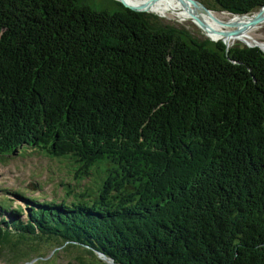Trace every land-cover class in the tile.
I'll return each mask as SVG.
<instances>
[{"label":"trees","instance_id":"16d2710c","mask_svg":"<svg viewBox=\"0 0 264 264\" xmlns=\"http://www.w3.org/2000/svg\"><path fill=\"white\" fill-rule=\"evenodd\" d=\"M187 37L123 5L0 0V156H72L78 182L107 164L76 202L0 221L11 262L43 241L80 264H264V52Z\"/></svg>","mask_w":264,"mask_h":264},{"label":"rangeland","instance_id":"374dc122","mask_svg":"<svg viewBox=\"0 0 264 264\" xmlns=\"http://www.w3.org/2000/svg\"><path fill=\"white\" fill-rule=\"evenodd\" d=\"M115 1L118 0H88V3H92L95 4V7L97 6V8H101V9H109V10H115L116 8H121L122 4H118ZM201 1L203 4H205L206 6L211 5V0H199ZM127 2V1H126ZM135 5H141V7H145L146 9L148 8L147 6H143L144 4H138V3H134ZM164 6V5H163ZM167 8H177V7H172L170 4L166 5ZM145 12H149V13H154L150 8L147 9V11ZM164 13H167L165 15H159L156 14L161 22L165 23V24H170L171 26H176V27H183L187 33H188V37L193 39V41H199L201 42L203 39H208L209 41H212V43H216L217 41H221L220 39H210L208 37V35H206L200 28L198 25H196L194 22H192L191 20H179L177 19L174 15L172 16L171 13H173V11H163ZM212 12H217V14L223 15L225 18L228 17H233V16H239L238 14H233L230 11H225V10H212ZM256 11L254 12H249L246 14H255ZM170 14V15H169ZM241 16V15H240ZM243 16V15H242ZM231 31V30H230ZM253 35L258 38L260 41H264V25L263 27H260L258 29H256V31H253ZM187 37V38H188ZM188 38V39H189ZM190 40V39H189ZM245 44L242 43L240 41H236L233 44ZM223 44L225 45V43L223 42ZM232 44V45H233ZM246 45V44H245ZM258 45V44H255ZM259 46V45H258ZM226 47V46H225ZM230 47V46H229ZM228 48V47H226ZM264 51V50H263ZM32 150L31 149H25L24 151H22V154H27L30 153ZM14 157V156H11ZM51 160L52 166L51 169L48 168V172H46L44 169L47 168V165H51L48 161V159L46 157H43L38 155V156H32L31 158H27L26 160L23 161V167L20 169H16L15 168V164H17V162H14L13 165H11L10 163H6L5 161L3 163H0V193L2 188H6L8 189V191H3L4 194H6L8 197H12L14 199V203L13 205H15L16 203L21 204L24 208L25 206H27L28 204H31V202H26L25 200H23L22 198L14 195L12 192L15 191V188L19 185L17 182L18 178H24L20 184V188L18 189V192H21L22 189H29V190H25V195L28 197H33L35 196L37 193H32L31 191L33 190L32 188V184H36L37 186L41 187L42 186V190L41 192L45 193V196H43L44 194L39 193L38 195L43 196L46 200L50 198L53 190L61 193V188H59V186L55 183H51L48 180V176H50V178L53 176V173H55V175L60 174L62 176V173L64 175H66V167L68 166L67 163H65V161H61L59 162L62 158H57V157H48ZM56 161H58V163L56 164L55 167H57L58 169H54V164L56 163ZM19 164V163H18ZM175 166V165H174ZM35 169V170H33ZM55 171V172H54ZM59 171H62V173H59ZM48 175V176H47ZM168 175V174H167ZM162 176H166V172H164V174ZM30 177L31 181L30 184L25 183V180L28 179ZM97 175H91V178H87L84 179V181H82L77 187L76 190H79L82 188V184L84 183L85 186L91 187L92 185H94L93 179H96ZM21 180V179H20ZM42 180H46L44 182H42ZM59 181V179L57 178L54 182ZM39 182V183H38ZM67 183V181H66ZM73 184H75V181H73ZM34 187V185H33ZM53 187V190H52ZM65 188V186H64ZM10 192V193H8ZM37 192H40L39 190H37ZM41 201V200H39ZM0 212H1V208H0ZM27 216V212H23V214L18 218V219H25ZM7 218V217H5ZM16 236H14L15 238ZM13 238V239H14ZM19 246H22V243H18ZM55 245L53 243H47V242H41L39 244L38 247H40V252L42 254H47V257L45 258V262H36V259H32L31 261H28V257H22L19 259V261H15V262H11L10 260H12L10 258V254L9 252H7V248L5 249V251L0 252V264H80L79 260L73 259V257H70L69 255H66L64 252L60 251L58 253H54L55 249H52ZM2 254V255H1ZM33 254V255H32ZM30 257L37 255V253H32ZM97 257H100V254H96ZM35 258V257H34Z\"/></svg>","mask_w":264,"mask_h":264},{"label":"bare ground","instance_id":"6f19581e","mask_svg":"<svg viewBox=\"0 0 264 264\" xmlns=\"http://www.w3.org/2000/svg\"><path fill=\"white\" fill-rule=\"evenodd\" d=\"M127 1V2H126ZM126 4L141 7V5H135L134 3L144 4L154 13L165 15L163 11H173L174 15L179 20H191L199 27V23L203 25L200 27L201 30L208 35L210 39H220L225 43L226 47L231 46L237 40L245 44H258L264 50V41H260L253 35V31L264 25L263 21L253 25L252 27L246 28L245 30H240L235 32L241 24H246L250 18L251 14H246L243 16H233L225 18L223 15L217 14V12H212L216 16V20L212 19L208 14L203 13L199 9L192 6L188 1L181 0H124ZM171 5L177 8H167L166 5ZM164 5V6H163ZM147 8V9H148ZM264 14V11H263ZM170 15V14H169ZM221 22V23H219ZM231 30V31H230ZM2 255V254H1ZM29 261V260H28Z\"/></svg>","mask_w":264,"mask_h":264},{"label":"water","instance_id":"95a60500","mask_svg":"<svg viewBox=\"0 0 264 264\" xmlns=\"http://www.w3.org/2000/svg\"><path fill=\"white\" fill-rule=\"evenodd\" d=\"M124 7L129 8L130 10L133 11H142L145 12L147 11V9L145 7H138V6H134V5H130V4H126L124 2V0H118ZM181 1H188L192 6H194L195 8L199 9L200 11H202L205 14H208L212 19L216 20V16L214 14H212V10L209 9L205 4H203L201 1L199 0H181ZM264 5H262L256 12L255 14L252 16V18H250V20L246 23V24H241L240 27L235 30V32L240 31V30H245L246 28L252 27L253 25L263 21L264 19ZM238 15H246V14H238ZM252 15V14H251ZM221 23V22H219ZM198 24V23H197ZM196 24V25H197ZM200 27H203V25L201 23H199ZM199 27V28H200ZM201 29V28H200ZM246 46L248 47H252V46H257L259 47L262 51L263 49L255 44H246ZM227 49V48H226ZM264 52V51H263ZM103 258L110 264H114L112 259H107V257L105 255H103Z\"/></svg>","mask_w":264,"mask_h":264}]
</instances>
